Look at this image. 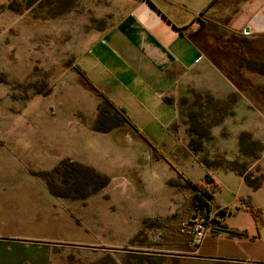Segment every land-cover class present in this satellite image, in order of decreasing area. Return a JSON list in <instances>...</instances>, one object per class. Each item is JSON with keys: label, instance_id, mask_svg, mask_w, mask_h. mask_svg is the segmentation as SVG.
I'll return each instance as SVG.
<instances>
[{"label": "rangeland", "instance_id": "obj_1", "mask_svg": "<svg viewBox=\"0 0 264 264\" xmlns=\"http://www.w3.org/2000/svg\"><path fill=\"white\" fill-rule=\"evenodd\" d=\"M121 8L120 0H0V225L41 240L50 264H264L197 257L200 212L184 188L185 178L209 173L221 186L209 185L214 201L234 215L252 196L264 226V49L250 45L244 62L256 70L229 68L213 81L216 93L204 84L145 109L147 98L111 93L136 127L117 128L116 112L76 68L85 71L102 40L87 34L110 27ZM231 221L256 230L247 211Z\"/></svg>", "mask_w": 264, "mask_h": 264}, {"label": "crops", "instance_id": "obj_2", "mask_svg": "<svg viewBox=\"0 0 264 264\" xmlns=\"http://www.w3.org/2000/svg\"><path fill=\"white\" fill-rule=\"evenodd\" d=\"M120 2L122 8L110 27L87 34L89 38L99 36L102 40L92 44L85 55L88 66L85 71L81 68L89 79L91 73L95 74L94 87L117 107L119 104L114 102L117 99L111 93L118 98L149 99L147 103L140 101L143 109L161 107L163 101H179L186 96L187 89L201 91L204 84L206 91L216 93L213 81L225 78L230 75L229 68L248 60L250 45L264 49V0ZM110 75L116 83L110 81ZM213 179L220 190L221 186ZM185 189L190 198L192 191ZM243 197H249L255 207L262 208L252 196ZM214 203L219 209L228 206L219 205L216 200ZM245 212L241 206L234 215L226 216L223 223L229 229L246 232L248 237L215 232L199 247L193 246L197 257L264 263V226L259 227L255 220L256 230L249 231L231 221ZM7 230L0 225V264H50L51 250L41 240L13 235Z\"/></svg>", "mask_w": 264, "mask_h": 264}, {"label": "trees", "instance_id": "obj_3", "mask_svg": "<svg viewBox=\"0 0 264 264\" xmlns=\"http://www.w3.org/2000/svg\"><path fill=\"white\" fill-rule=\"evenodd\" d=\"M243 66H246L249 70H256L254 66H256L255 62L247 61L242 64ZM76 71L79 73V75L84 79L85 86L89 89L95 92V94L102 99L103 106L107 108L113 109L117 116L120 118L119 123L117 124L118 127H122L124 125H128L132 128H136L131 120L126 115V112L122 108H118L115 106L103 93L98 91L93 84L89 81V79L86 77L85 73L79 68H76ZM101 107V111H102ZM139 132L138 130H136ZM142 135V134H141ZM158 157H163L162 154L158 153ZM235 171V170H231ZM181 175V174H180ZM244 178L245 183L248 185V180L243 174H239ZM215 183L214 179L211 177L209 173L206 174L205 180L201 182L193 183L192 181L185 178V186L184 188H188L192 191V194L190 196V202L192 205L200 212V216L209 219L212 214H214L212 218V224H213V230L215 231V228L220 226V231L228 233L230 236L235 237H248L246 232H240L236 229H229V227L222 222V220L227 216L231 215L233 210H230L228 208L219 209L215 206L214 203V191L210 190V184ZM249 187H252L248 185ZM176 187H179V185H176ZM253 188V187H252ZM240 204L242 207L245 208V211L249 212L255 220H258L259 217L262 214V209L257 208L253 205L251 199L249 197L242 198L240 200ZM240 207H237L236 210H239ZM221 220V221H220Z\"/></svg>", "mask_w": 264, "mask_h": 264}, {"label": "built area", "instance_id": "obj_4", "mask_svg": "<svg viewBox=\"0 0 264 264\" xmlns=\"http://www.w3.org/2000/svg\"><path fill=\"white\" fill-rule=\"evenodd\" d=\"M214 214L211 215L209 219L202 216H196L192 223V245L194 247H199L203 240L209 236L213 235L215 232L213 230L212 218Z\"/></svg>", "mask_w": 264, "mask_h": 264}, {"label": "water", "instance_id": "obj_5", "mask_svg": "<svg viewBox=\"0 0 264 264\" xmlns=\"http://www.w3.org/2000/svg\"><path fill=\"white\" fill-rule=\"evenodd\" d=\"M246 34H248V31H246Z\"/></svg>", "mask_w": 264, "mask_h": 264}]
</instances>
